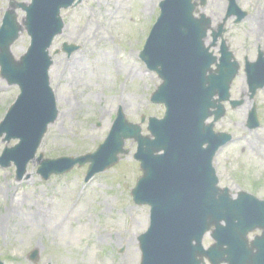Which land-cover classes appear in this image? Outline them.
I'll list each match as a JSON object with an SVG mask.
<instances>
[{
	"label": "rangeland",
	"instance_id": "obj_1",
	"mask_svg": "<svg viewBox=\"0 0 264 264\" xmlns=\"http://www.w3.org/2000/svg\"><path fill=\"white\" fill-rule=\"evenodd\" d=\"M31 1L0 0V27L12 7L23 21L26 13L17 10V5ZM147 1L86 0L62 12L65 29L51 49L54 65L50 74L51 86L60 100V114L49 127L37 156L57 159L93 153L107 138L120 107L129 122L141 126L144 135L149 134V117L163 118L165 107L150 101L161 80L139 58L160 11V0H154V6H148ZM227 6V0H210L203 12L216 25L225 17ZM238 6L249 16L240 24L231 19L225 40L244 70L246 59L255 62L259 51L264 53V25L263 35L258 37L252 22L259 11L264 13V0H238ZM30 43L24 32L11 47L12 54L17 52L13 57L19 60ZM66 43L79 49L68 56L62 51ZM131 54L137 59L129 58ZM110 55L121 60L119 76ZM128 68H134L135 74L130 75ZM243 70L232 87L234 99L248 91ZM19 94L17 86H9L0 76V121ZM256 102L262 124L259 130L246 128L248 109L252 107L249 102L236 111L229 109L217 124V131L233 134L235 141L220 151L215 167L222 187L264 199V90L258 92ZM144 116L146 122L142 123ZM18 143L1 141L0 157L5 148ZM125 148L130 154L89 185L83 180L89 165L46 182L37 174L36 161L29 163L22 181L17 180L14 165L0 167V259L6 264H34L28 257L38 249L40 259L36 264H126L133 259L135 249L136 264H140L138 239L150 225V208L133 202L131 191L142 172L134 159L137 143L128 140ZM74 205L68 220L66 216ZM257 234L261 233L257 231L251 237ZM204 244H213L210 236Z\"/></svg>",
	"mask_w": 264,
	"mask_h": 264
},
{
	"label": "water",
	"instance_id": "obj_2",
	"mask_svg": "<svg viewBox=\"0 0 264 264\" xmlns=\"http://www.w3.org/2000/svg\"><path fill=\"white\" fill-rule=\"evenodd\" d=\"M74 1L34 0L29 7L21 6L28 13L33 46L20 63L10 52L21 30L13 12L6 15L0 31L1 74L9 84L19 85L22 90L0 125V138L7 134L6 141L20 139L21 143L6 149L0 164L8 167L15 161L20 180L28 163L35 159L48 126L58 118L49 82L53 62L48 49L64 27L61 9ZM193 1L162 2V14L142 54L149 69L163 80L152 102L167 107L164 120L150 119L149 131L154 139L142 136L141 127L129 123L121 111L108 139L96 153L58 160H44L41 155L38 173L47 181L53 174L71 171L76 164L92 163L91 178L116 165L120 154H128L125 141L133 139L139 144L135 158L142 161L144 173L133 196L138 204L152 205L151 229L147 237L141 238L142 264H202L204 257L212 264H264V203L245 193L234 201L227 191L217 188L212 162L217 150L229 143L232 136L214 133L215 123L206 125L210 117L215 116L217 122L226 115L222 103L230 100L231 85L240 65L223 42L221 64L216 72L211 70L216 58L209 54L204 40L212 19L205 14L199 19L194 17L199 5L205 7L208 0ZM229 2L227 18L213 34L214 46L226 32L229 18L238 16L237 22H241L247 15L237 7L236 0ZM75 49L65 50L72 53ZM262 64L261 55L258 63L246 66L251 98L264 87ZM216 96L219 100H214ZM242 103L231 102L234 108ZM251 117V127L256 128V110ZM206 144L208 147L204 148ZM212 229L216 244L206 251L202 241ZM256 229L263 230V236L250 245L248 234ZM30 259L37 262L39 251H34Z\"/></svg>",
	"mask_w": 264,
	"mask_h": 264
},
{
	"label": "bare ground",
	"instance_id": "obj_3",
	"mask_svg": "<svg viewBox=\"0 0 264 264\" xmlns=\"http://www.w3.org/2000/svg\"><path fill=\"white\" fill-rule=\"evenodd\" d=\"M147 5L148 6H154V2L152 1V0H148L147 1ZM20 20H22L21 19V17L19 18ZM252 22H254V25H255V28H254V33H256V35L258 36V37H261L262 35H263V33H262V27H263V25H264V13L263 12H261V11H259V13H257V15L256 16H254V19H252ZM19 53L21 52L20 50L18 51ZM15 53H17L16 51H15ZM15 53H13L14 55H16ZM110 57H111V55H110ZM112 58V60H117V62H118V64H116L115 66H116V70L119 72V74H121L122 73V68H123V65H122V63H121V60L118 58V56H113V57H111ZM110 58V59H111ZM129 58H135V55H133V54H131L130 56H129ZM135 70H137L138 72H140L141 70H138V69H135ZM52 72H53V70H52ZM128 73L131 75V74H135V71H134V68H128ZM141 73V72H140ZM142 74V73H141ZM136 75H138L137 73H136ZM143 75V74H142ZM144 76V75H143ZM106 75H104V79H106ZM245 91V90H244ZM59 103H60V100H59ZM8 214H10L9 213V211H8ZM144 226H146V221L144 222V224H143ZM141 227H143L142 225H141ZM102 235V234H101ZM102 237L103 238H105L106 236L103 234L102 235ZM131 245L132 246H134L135 245V243L133 242V240H131ZM132 253H133V259L132 260H130L128 263H126V264H136L137 263V251L135 250V249H132Z\"/></svg>",
	"mask_w": 264,
	"mask_h": 264
}]
</instances>
